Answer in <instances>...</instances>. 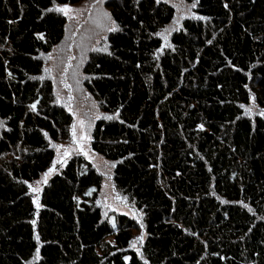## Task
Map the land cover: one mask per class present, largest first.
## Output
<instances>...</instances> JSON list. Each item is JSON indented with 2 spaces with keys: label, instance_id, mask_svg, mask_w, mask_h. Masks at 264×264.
<instances>
[{
  "label": "trees",
  "instance_id": "trees-1",
  "mask_svg": "<svg viewBox=\"0 0 264 264\" xmlns=\"http://www.w3.org/2000/svg\"><path fill=\"white\" fill-rule=\"evenodd\" d=\"M84 1L0 0V264H264V117L247 113L264 109V0H185L168 47L173 6L108 1L116 29L84 70L105 116L91 147L142 225L104 219L83 156L35 192L74 123L43 77L67 32L56 6Z\"/></svg>",
  "mask_w": 264,
  "mask_h": 264
},
{
  "label": "rangeland",
  "instance_id": "rangeland-1",
  "mask_svg": "<svg viewBox=\"0 0 264 264\" xmlns=\"http://www.w3.org/2000/svg\"><path fill=\"white\" fill-rule=\"evenodd\" d=\"M109 0H86L78 5L56 6V11L67 19V32L63 42L50 54L43 57L44 79L50 80L54 87L57 103L66 109L74 119L72 138L69 141L53 144L56 158L53 167L35 185V192L41 191L45 183L75 157L83 156L92 163L102 176V190L99 204L104 219L117 224L118 217L124 216L143 223V216L135 206L120 193L115 185L116 164L92 150V136L97 122L105 118L100 103L87 89L88 77L84 70L92 53L108 50V38L116 25L110 9ZM176 9L174 22L161 34L165 46H169L174 33L182 29L186 20L195 17V7L185 0H159ZM66 8L68 11H59ZM251 117H264V109L254 102L247 109ZM147 238L143 227L134 233L131 250L142 252Z\"/></svg>",
  "mask_w": 264,
  "mask_h": 264
},
{
  "label": "snow or ice",
  "instance_id": "snow-or-ice-1",
  "mask_svg": "<svg viewBox=\"0 0 264 264\" xmlns=\"http://www.w3.org/2000/svg\"><path fill=\"white\" fill-rule=\"evenodd\" d=\"M59 11L66 12V11H68V9H66V8H60ZM33 107H35V106L33 105Z\"/></svg>",
  "mask_w": 264,
  "mask_h": 264
}]
</instances>
